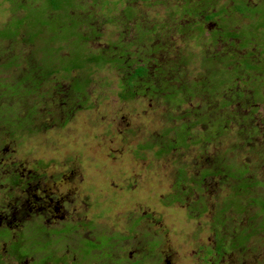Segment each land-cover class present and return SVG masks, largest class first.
Returning a JSON list of instances; mask_svg holds the SVG:
<instances>
[{"label":"rangeland","instance_id":"rangeland-1","mask_svg":"<svg viewBox=\"0 0 264 264\" xmlns=\"http://www.w3.org/2000/svg\"><path fill=\"white\" fill-rule=\"evenodd\" d=\"M9 1L0 0V28L9 20L12 25H16L15 16L22 17L21 19L28 15L33 16L30 19L32 22L34 21L37 29H39V23L45 22L43 24L46 25V28L39 29L41 30L40 36L36 38L43 39L42 45L39 44L42 46L41 52L38 51L40 54H50L52 50H55L51 49L52 47L46 42L47 40L53 41L55 38L50 32L51 30L56 29L57 31H55L56 41L63 40L74 30L73 21L70 20L73 18L72 15L69 19L64 14L53 13L54 22L46 21L44 12L47 3L40 6L33 0L26 3V7L20 11L12 12ZM86 1V7L92 10L90 23L95 28H101V35L97 37V40H91L90 43L84 44L83 48H75L79 47L76 43L71 48L60 49L56 74L49 78L48 82H42L37 92L24 101L25 103L16 107L14 113H6L5 116L9 121L0 117V158L5 154L4 157L8 158V161L20 162L24 160L30 164L45 161L50 162L52 167L54 164L52 165L51 162H54L56 163L54 173L58 174H67L71 169L73 172L71 173L73 174L71 175V188L76 190L75 196L78 200L75 203L76 206L73 205L76 208L75 218L82 217L86 221L93 222L98 230L106 231L107 234L118 233L128 236L130 235L128 228L132 219L145 211L151 212L161 222L155 224L146 221L140 222L135 229L138 234L134 236V239L150 230L157 231V235L167 231L164 236L167 238L168 246L178 249L181 254H186V257L194 260V264H202L206 254L205 248H213L217 238L224 236L223 242L227 245L234 240L233 235H237L241 231V227H246L249 231L250 223L255 226L256 220L250 222L251 220L248 218L254 209L247 207L245 215H242V220V217H231L232 212L231 214L226 212V216H222L226 218L225 222L222 225L214 226L213 217L218 216L217 210L220 209V204L228 196L229 185L220 182L218 176L207 179L203 195H206V203L209 208L207 213L205 211L201 214V207L196 200L197 194L192 192L194 184L178 182L179 172L182 170L188 175L199 178L202 169L210 165L212 155L221 156L223 153H216L224 152L226 148H230L234 150L233 153L228 152L224 157L236 155V158L242 163L243 161L252 162L251 158L257 161L258 164L254 167L257 171L255 178L262 182L264 180V162L259 161H264V155L261 159L257 156L262 155L263 150L260 147L264 145V137L253 134L264 132V111L261 109V113L253 115L251 118H246L241 113L232 114L225 125L227 133H224V136L218 141L208 146L200 143L198 145L191 144L190 141L194 142L199 139L211 128L214 121L219 120L215 119L216 116H226L224 110L222 112L217 109L221 102L219 97H210L207 92L179 93V97H175L177 101L178 98L182 100L181 104L178 102V108L175 107V101H165L163 98L160 100L148 99L141 95L135 96V99H125L126 101H124L121 97L123 75L118 72L116 65L109 63L94 65L86 58L88 55L96 56L98 53H102L105 50L103 48H107L108 44H119V42L122 44L135 38H138L139 42L137 47H132V51L139 50L135 56L145 57L146 55L141 52L145 48H139V46L144 45L147 41L139 38V32H145L148 29L140 27L141 23L135 24L142 18L143 26L150 27L154 23L165 26L164 29H161V33L170 39H167L168 42L165 45L170 46L171 51L175 50L174 54L177 53V49L183 50L187 59L190 58L187 62L189 72L184 75L185 79L198 78L204 70L201 61L210 55L208 52L211 45L207 39L208 34L205 33L202 40H187L189 36L197 34L192 31L178 32L174 25H167L170 6L175 5L176 8L182 10L184 1L162 0L151 6L139 1L137 4L131 5L136 11L132 20H128L122 13L127 5L123 4L121 0H107L108 5L105 8L92 5L91 0ZM190 7L188 4L187 9ZM59 15L63 17H59ZM108 19H111L112 22H106ZM184 19V24L194 22V18L191 16H185ZM179 22L183 23L182 20ZM26 24L29 30L26 32L24 30L25 36H28L31 41L35 40L33 39L34 31H36L34 26L30 22ZM176 24H179L178 21ZM12 29L15 31L14 28ZM9 30L7 28V31ZM50 34L53 37L50 38ZM23 38L22 35H19L14 44L9 40L3 42L2 48L11 47V45L15 48H9L5 50L8 52L0 53V62L19 51L28 53L35 50L32 48H37L38 43L29 45V47L25 46ZM236 44L238 43L236 42ZM67 45L69 43H57L59 47ZM19 46L24 48H19ZM218 46L220 52L211 53V55H214L217 60L219 59L218 61H222L226 56L225 49L221 45ZM114 56L115 54L111 52L109 59ZM239 56L234 53V58L237 60L232 63V72L229 71L227 75L223 73V77L226 76L225 83L229 78L233 79L235 76L243 75L242 70L248 67V59ZM158 57H160L159 60H162L159 53ZM23 65L28 69L31 68V64ZM72 65L81 68L70 72L69 67ZM9 69V72L1 73L0 77L3 78V82L14 84L22 68L11 66ZM66 69L68 71L65 73ZM219 71L220 68H218ZM122 72L124 73V71ZM38 74L40 73L36 70L32 75L37 84H39ZM77 74L78 77H76ZM80 78L84 81L89 80L85 99L83 98L84 107L71 117V101L75 100L67 102V92L70 89L71 80L73 79V83H77L81 81ZM234 81L232 80L231 84L235 83ZM236 83L242 82L238 80ZM222 88L220 86L219 90ZM198 90L203 89L199 86ZM46 93L48 96H40ZM232 93V89H228L225 95L232 97ZM13 101L16 102V100ZM0 102L4 103L5 100L1 98ZM10 104L12 102L9 101V106L16 105ZM34 105L38 107L36 117L32 122L31 120L28 122L24 118L29 117L28 111ZM187 109L194 111L193 119L183 120V117L179 119V116ZM225 111L229 113V110ZM9 114L12 115V120ZM207 114L209 121L206 125L203 123L195 126L191 132L192 135L185 136L187 143L190 142L186 148H182L180 145L178 148L174 143L175 146L170 149L166 145L168 142H163L164 139L166 141L169 139L175 141L176 139L174 132L172 134L166 132L168 128L177 126L176 131H178L183 128L181 124L190 125L191 121H195V118L203 121ZM17 116L22 118L19 124H17ZM171 116L177 117V121H170ZM10 128L17 129L18 134L7 132ZM242 129L245 132L243 135L240 132ZM247 130L250 131L248 134ZM152 142L154 145L151 146ZM140 144H145L143 148L149 145L151 148L147 147L148 149L138 151ZM162 146H165L166 152L160 155ZM5 147H7L6 150ZM249 149H253L254 152H248ZM4 150L5 152H3ZM228 151L230 150L228 149ZM3 163L4 160L0 159V178L4 177L1 172ZM262 187L257 186L251 191L260 194L264 192ZM186 190L190 192L181 196L182 191L186 192ZM62 191L66 193L67 188H62ZM176 197H182L185 204L176 203L174 201ZM198 213L201 215L197 216ZM213 230L218 235L214 236ZM100 235L101 233L96 237L104 242ZM194 238H197V241H194ZM199 246L202 247L201 251ZM246 247L247 249L237 247L234 249L235 264L238 261V264H257L260 261L261 264H264V234L252 235ZM252 249H255V254Z\"/></svg>","mask_w":264,"mask_h":264},{"label":"flooded vegetation","instance_id":"flooded-vegetation-1","mask_svg":"<svg viewBox=\"0 0 264 264\" xmlns=\"http://www.w3.org/2000/svg\"><path fill=\"white\" fill-rule=\"evenodd\" d=\"M139 1L151 6L162 0H121L123 4L127 5L122 13L128 20H132L136 13L131 5L137 4ZM183 1L182 10L176 8L175 5L170 6L167 18L170 22L168 21L167 25H174L178 32L192 31L197 34L195 35L196 40H202L206 33L211 45L208 52L210 55L203 60L208 59L207 65L212 69L210 72L207 71L208 73L203 70L198 78L193 77L190 80L198 81V83L203 81L207 85V89H211L213 86L216 91L211 96L219 97L224 108L229 109L230 113H241L246 118H251L253 115L261 113V109L264 111V0ZM188 4L191 7L187 10L185 7ZM185 16L193 17L194 22L184 24ZM141 20L143 19L141 18ZM141 20L136 21L135 24L141 23L140 27L148 29L146 32H150V35L154 37V25L157 23L147 27L142 25ZM179 20H182L183 23H180ZM177 21L179 24H176ZM157 26L160 27L161 24H157ZM139 33L141 36L142 32ZM135 39L122 43V45L126 47L129 43L137 44ZM147 43L139 47L153 48L154 40L147 41ZM218 45L225 49L226 56L222 61H218L219 59L217 60L214 55H211V53L220 52ZM235 46L239 48H233ZM169 47L166 45V48L159 51H148L145 55L152 57L150 63L153 67L157 65L160 58L158 53L162 56V60L159 61L180 60L179 63H182V66L179 71L185 75L186 70H183L187 63L185 52L177 49V53L174 54L175 50L171 51ZM138 51H123V55L119 56L123 61V67L127 65L132 68L136 67L143 60L140 58L141 56H135ZM234 53L244 59L247 58L249 65L242 70L243 75L235 76L233 79L229 78L225 83L226 76L223 77V75H227L229 71L232 72V63L237 60L234 58ZM203 60L201 65L205 67ZM20 67L23 68L22 65ZM218 68H220L219 72ZM9 70L8 67L5 72H9ZM121 75L124 78L125 74ZM237 77L239 78L236 79ZM182 79L185 80V77ZM232 80H235V83L231 84ZM238 80L242 83H236ZM225 84L226 86H224ZM220 86L223 87L221 90H219ZM228 89H232V97L225 95ZM198 91L199 93L206 92ZM187 111L188 109L184 110L183 114H186ZM185 117L188 118L186 115ZM259 136L264 137V132ZM6 149L7 147H5ZM260 149L263 152L262 155L257 156L259 159L264 155V145ZM251 151L254 152L253 149L248 150V152ZM4 156L5 154L0 158L4 160L1 170L4 179L0 178V264H194V260L186 257V254H181L178 249L168 246L167 238L164 236L167 231L157 235V231L150 230L134 239V236L138 234L135 229L140 222L146 221L150 224L161 222L151 212L145 211L132 219L128 228L130 235L107 234L106 231L98 230L93 222L86 221L82 217H74L76 214L74 206L78 200L75 196L76 190L71 188V175H73L71 169L67 174H58L54 173L56 164L54 162H51L52 165L54 164L52 167L50 162L38 161L30 164L24 160L20 162L8 161V158ZM227 159L229 164L242 163L236 157ZM251 159L252 162L243 161L242 163L252 170L245 177L261 181L255 178L257 171L254 167L258 163L253 158ZM70 162L73 163L71 160ZM180 172L186 174L182 170ZM206 181L207 179L205 183ZM64 187L67 188L66 193L62 191ZM203 191L204 189L202 192L194 191L197 194V203L201 207L200 211L209 208ZM200 199L203 201L199 202ZM174 201L185 204L182 197H176ZM207 212L208 210L205 213ZM250 225L251 228L254 226L251 223ZM244 228L246 229V227ZM213 231L214 236L218 235L215 230ZM229 232L231 231L229 230ZM100 233L104 242L96 237ZM245 233L250 234L251 229L249 231L246 229ZM238 234H241V231ZM238 234H234V240L227 245L223 242L224 236H222L217 238L213 248L206 247L205 259L202 264H235L234 249H236L235 243ZM194 241H197V238H194ZM248 243L249 239L245 245L247 246ZM199 250L201 251L202 247L199 246ZM252 250L255 254V249Z\"/></svg>","mask_w":264,"mask_h":264},{"label":"trees","instance_id":"trees-1","mask_svg":"<svg viewBox=\"0 0 264 264\" xmlns=\"http://www.w3.org/2000/svg\"><path fill=\"white\" fill-rule=\"evenodd\" d=\"M30 1H33V0H11L9 1L10 7L12 8L11 11L12 12H16L17 10L20 11V9L25 8L26 3ZM35 1L39 3L40 6L47 3V8L44 14L46 17V21L48 20V22H54L53 13L64 14L65 17L69 19H70V16L72 15L73 18L70 20L73 21L72 26L74 30L71 32L70 35L68 34L63 40H59V41H56L57 40L56 33H55L56 29L51 30L50 32L55 36V38L53 39V41L47 40L46 42H48L47 44L52 47L51 49H55V50H52V53L50 54L49 53L40 54L41 52L40 48L42 46H39V44L42 45L41 43L43 39L41 40V39H36V38L40 36L41 30L39 29L46 28V25L43 24L45 22H42L41 24L39 23L38 24L39 29H37L35 28L34 21L32 22V20L30 19L33 16L28 15L27 17H24L23 19H21L22 17L15 16V19L17 21L16 25H12V23L9 20L6 24H4L3 27L0 28V53L8 52L5 50L9 48H15V46L13 45H11V47L7 46L6 48H2L3 47L2 45L5 40H9L12 44H14L17 41V38L19 35H22V37H24L23 42H25L26 44L25 46L27 47H29V45H34L38 43L36 46L37 48H32L35 50H31L28 53L19 51V53L13 54L11 55V57H8V59L4 60L3 62H0V76H1V73H5L8 67L13 66L14 68H19L21 65L23 66L21 73L19 74L14 84L5 83L3 82V78L0 77V95H1L0 99L3 98L5 100L4 103L0 102V117L4 118L6 121H9L7 119V116H5L6 113H10V114L14 113L16 107H18L22 103H25L24 101L28 100L32 96V94L37 92L42 82H48V79L51 78L54 74H56L55 73V70L57 69L56 63L58 61L57 58L59 54L61 53L60 49L71 48V46L76 43L79 45V47H75V48H83L84 44L90 43L91 40H97V37H99L102 33V31L100 30L101 29L100 27L95 28V26H93V24L90 23V18L92 17V12H91L92 10L86 7V4H87L86 0H35ZM91 1H92V5L94 6H100V7L103 6L105 8L108 5L107 0H91ZM185 9H187V6L185 7ZM59 17H63V16L59 15ZM40 20L42 21L44 19H40ZM27 22H30L34 26V30H36L34 31V38H33L35 40L31 41L28 36H25L24 30L25 32L29 30L28 25L26 24ZM106 22H112V20L108 19ZM161 26L162 27H158L157 24L154 25V28H155L154 37L153 35H150V32L145 31L141 33V36L139 37L140 39L146 40L148 42H151L154 40L153 48H146V46H144L145 50L141 51L143 54H147L148 51H152V50L159 51L160 49L166 48L165 43H167L168 40L170 39H168L165 35L161 33V29H164L163 25ZM7 28L10 30L7 31ZM12 28H14L15 31ZM45 32L47 33V31ZM52 34L49 35L50 38L53 37ZM196 39H197L196 36H189L187 40H196ZM135 40L139 42L138 38ZM58 42L60 44L69 43V45H67L66 47H59L57 46ZM56 46L57 48H55ZM134 46L137 47V44L129 43L128 45H126V47H124V45H122L120 42L119 44L117 43L111 44V45L108 44L107 48H103L105 50L102 53L100 52L96 56L88 55V57H86L87 61L89 59V61L94 65H97L98 63H101L102 65H104L105 63L106 64L109 63L110 65H116V68L118 69L119 73L122 74L123 73L122 71H124L125 75L121 81L122 82L121 97L124 101H126L125 99H135V96L141 95V96L147 97L148 99L154 98V99L160 100L163 98V100L170 101V102L172 100L173 102L175 101V107H177L178 102L179 104L182 103L180 102L182 100L179 98H178V101L175 100L177 99L175 98L176 96L179 97V93H184V92L193 93V94H195L196 92L199 93L198 91L199 86H201L203 91H206L210 97H212L211 95L216 91L213 88V86L211 89H207V85L203 83V81H200L198 83V81L194 82L190 79L189 80L182 79V77H184V74L179 71L180 67L182 66V63H179L180 60H176V61L173 60L171 61L172 63L167 59H165L164 61L158 60L157 65L153 67L151 66V63H150L152 60L151 59L152 57L145 56L143 57V60H142L143 62L142 61L139 62V64L136 67L131 68V66L127 64H125L127 65L126 67H123L122 65L123 61L122 59L119 58V56L121 57V55H123V51L125 52H128L129 50L132 51V47ZM19 48H24V47L19 46ZM111 52L114 53L115 56L114 58L109 59V54H111ZM189 59H186V62H188ZM7 60L9 62H6ZM207 60L208 59L203 60V65H205V67L202 66V69H204V72H207V71L210 72V70L212 69V67H208ZM27 63L31 64L30 69L26 68L23 65ZM121 66H122V69H121ZM184 66H186V73L189 72V70L187 69L188 68L187 63ZM69 68L71 72L72 70H77L78 68H81V67L76 68L72 65ZM36 70H38L40 73L37 76L39 80V84H37V81H34L32 78V75ZM67 71L68 69H66V71L64 72L66 73ZM76 77H78V74ZM73 79L70 82V89L67 92L68 93L67 102H70V100H75V101H71V117L74 113H76V111L84 107L83 98L85 99L86 87H87V83H89V80L84 81L82 80V78H80L81 81L77 82L78 85H75L77 83H73ZM40 96L41 97L48 96V93L44 95H40ZM13 100H16V102ZM9 101H11L13 105L15 104L16 105L14 107L9 106L8 105ZM219 106L220 107L219 108L217 107V109L222 110V112L224 110V113L226 116H219V117L216 116L215 119H219V120L214 121L213 124L211 125V128L206 133L201 135L199 139L195 140L194 142L190 141L191 144L198 145L200 143L202 145L208 146L212 144L213 142L218 141V139L224 136V133H227L225 125L228 119L232 117L233 113H230L229 109L224 108L222 101L220 102ZM37 108H38L37 105H34L32 109L28 111L29 117L27 118L25 117L24 119L28 120V122L29 120H31L32 122V120H34L36 117L35 115L37 112ZM225 110H229V113ZM10 114H9V117L12 120V115ZM208 114H207V117H204L203 121H201V119L195 118V121H191L190 125L181 124L183 128H180L178 131H176L177 126L170 128V129L168 128L166 132L167 133L171 132V134L174 132L173 134L176 135L177 140L175 139L174 141V140L169 139L168 141H166L164 139L163 142H168V144L166 145L170 149H173V147L175 146L174 143L177 144L178 148H179V145L182 146V148H184V146L186 148L190 142L187 143V139L185 136L190 137L192 135L191 132L192 130H194L195 126L203 124V123H204L203 125H206L207 121H209ZM185 115L188 117L187 119L192 120L195 114H194V111L192 112V110L189 109L186 112V114H181L179 116V119L181 117H183L182 119H186ZM176 118L177 117L173 118L171 116L169 120L172 122L177 121ZM21 120L22 118L17 116V124H19ZM12 130L13 129L10 128L7 132L11 131L10 132L11 134L12 133L16 135L18 134L17 129L13 131ZM240 132H241V135L245 134L243 129L240 130ZM249 132L250 131L247 130V134ZM255 135L259 136L261 135V133H255ZM201 137H203V139H200ZM143 145L145 144L139 145L140 148L138 147L139 148L138 151L142 149L143 150L148 149L147 147L149 148L151 147L149 145L143 148ZM165 146L160 147L161 149V151L159 152L160 155L163 154V152H166V149L164 148ZM228 149L230 151H228ZM228 149L226 148L224 152L216 153V154L223 153L221 156L212 155V158L210 159L211 160L210 165L208 167H204V169L200 173L201 175L199 178L179 172L180 174L178 177V182L193 183L194 188L192 192L194 191L202 192V190L204 189L205 180L208 178L212 179L213 177H217V176L220 177L219 178L220 182H225L229 185L230 191L228 192V196L220 204L221 205L220 209L217 210L218 216L213 217L214 226L217 224L222 225L225 222L226 218H223L222 216H224L226 212H228L229 214H231L232 212L231 217L240 216L242 217L241 218L242 220L243 219L242 215H245L247 211L246 208L247 207L253 208L254 211L251 212L252 215L248 217L249 220H251L250 222L256 220L255 226L251 228V233L246 234L245 233L246 229L244 227H241V234H238V236H236L237 239H236L235 247L239 249H245V248L247 249L245 244L247 243L248 239L250 240L252 235L257 234V233L264 234V192H261L259 194V193L251 191L257 186H261V187L263 186L262 188H264V180L262 182H259L256 179L252 180L253 178L251 177H245L246 174H249L252 172L251 168L247 167L246 165L236 164V163L229 164L227 162L228 157H224V155L228 152L233 153L234 150L230 148ZM233 157H236V155H233ZM233 157H230V158H233ZM189 192L190 191L188 190H186V192L182 191L181 196L186 195ZM249 194L250 196L248 197ZM202 201L203 200L201 199L199 200V202H202ZM207 210L208 209L206 208L202 209L201 214L202 212L207 211ZM248 212L250 214V211ZM201 214H198L197 216ZM261 263H262L261 261L260 263L257 262V264H261Z\"/></svg>","mask_w":264,"mask_h":264}]
</instances>
